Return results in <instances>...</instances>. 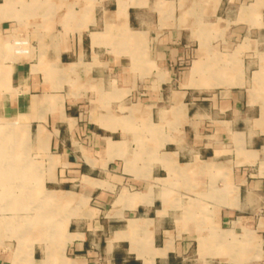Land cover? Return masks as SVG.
<instances>
[{
	"label": "crops",
	"instance_id": "obj_1",
	"mask_svg": "<svg viewBox=\"0 0 264 264\" xmlns=\"http://www.w3.org/2000/svg\"><path fill=\"white\" fill-rule=\"evenodd\" d=\"M0 119V264H264V0H0Z\"/></svg>",
	"mask_w": 264,
	"mask_h": 264
},
{
	"label": "rangeland",
	"instance_id": "obj_2",
	"mask_svg": "<svg viewBox=\"0 0 264 264\" xmlns=\"http://www.w3.org/2000/svg\"><path fill=\"white\" fill-rule=\"evenodd\" d=\"M19 121L20 120L0 119V129H2V128L7 129L8 126H11L9 124L19 123ZM18 128H19V126H16V128H15L16 129L15 130L16 133L19 131ZM24 138L22 137L21 140H20L21 146L22 145L26 146L28 144L27 143V139H24ZM23 156L25 157V159H28L30 157L29 159H31L33 162H35V164H37L40 167L39 172H37V178H36L37 181H39V184H37L36 190H35V192H36L35 204H37V205L43 204V203H45V201H43V199H42V197H43L42 191L59 190L60 187L62 186V185H59V184L55 185V184H51L50 183V181L54 180V177L57 174L56 167H55L56 165L55 166H51L50 165L49 159H51V156H43V155H39V154H34L33 155V153L27 154V153H24V152H23ZM21 164H23L22 161H21ZM20 172H25V171L24 170H20ZM19 179H20V182H21L19 187L22 189V187L26 186L25 183L22 182V180L25 179V178H19ZM10 188H11V186H7V187H5V190L6 189H10ZM5 202L6 201H4V203ZM6 203H7V205L10 204L9 202H6ZM3 210L4 211L6 210V206H4ZM15 236L16 235L12 234V232H9V233L5 232L3 234V237H4L3 238V242L7 243L8 241H11V240L15 239V238H13Z\"/></svg>",
	"mask_w": 264,
	"mask_h": 264
},
{
	"label": "bare ground",
	"instance_id": "obj_3",
	"mask_svg": "<svg viewBox=\"0 0 264 264\" xmlns=\"http://www.w3.org/2000/svg\"><path fill=\"white\" fill-rule=\"evenodd\" d=\"M5 138H7V137H5ZM22 138V137H21ZM12 140H13V138H12ZM2 141V140H1ZM11 142V141H10ZM10 144V143H9ZM13 145V144H12ZM4 146H5V144H4ZM11 146V145H10ZM1 152V151H0ZM8 153V152H7ZM18 158V157H17ZM13 158L10 156V155H6V156H2V157H0V162H7V161H10V160H12ZM29 159V158H28ZM14 160H15V158H14ZM16 162V161H15ZM1 164V163H0ZM5 164V163H4ZM3 168V167H2ZM10 170V169H9ZM11 171H12V169H11ZM9 173V172H8ZM6 175V174H5ZM27 175V173H25V172H20V170H19V172H17V173H15V176H18L19 178H24L25 176ZM8 176H11V175H8ZM22 180V179H21ZM5 181V180H4ZM9 182V181H8ZM9 191H10V189H9ZM12 191V190H11ZM5 206V205H4ZM7 210H11V207L10 206H6V210L5 211H7Z\"/></svg>",
	"mask_w": 264,
	"mask_h": 264
}]
</instances>
